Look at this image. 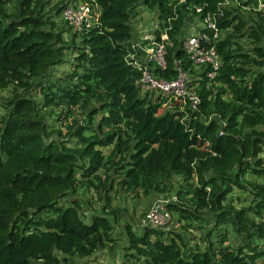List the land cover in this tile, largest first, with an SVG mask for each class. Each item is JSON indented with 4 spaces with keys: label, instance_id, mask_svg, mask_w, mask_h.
<instances>
[{
    "label": "trees",
    "instance_id": "16d2710c",
    "mask_svg": "<svg viewBox=\"0 0 264 264\" xmlns=\"http://www.w3.org/2000/svg\"><path fill=\"white\" fill-rule=\"evenodd\" d=\"M52 2L0 0V264H78L113 249L121 221L122 264H264V10L220 0ZM70 2L97 5L100 25L76 33L58 24ZM140 5L162 19L178 14L159 73L175 78L179 60L199 77L196 110L173 101L162 112L136 85L141 72L125 58ZM197 7L201 17L224 14L213 78L180 48ZM70 51L71 70L54 76ZM116 182L150 199L140 218L114 206ZM78 190L97 192L100 212L88 213ZM235 190L247 195L241 204ZM169 194L180 226H142L154 198Z\"/></svg>",
    "mask_w": 264,
    "mask_h": 264
},
{
    "label": "built area",
    "instance_id": "2783aa9c",
    "mask_svg": "<svg viewBox=\"0 0 264 264\" xmlns=\"http://www.w3.org/2000/svg\"><path fill=\"white\" fill-rule=\"evenodd\" d=\"M184 0H181V2ZM251 1H257L255 7ZM249 3V4H246ZM239 6L244 10H264V0H220L219 7ZM202 7H197L198 14H191L192 20H187L182 27L180 48L184 50L189 60L200 71L202 67H208L211 71L209 77L213 78L222 67V58L217 52V42L224 37L223 31L218 26L219 17L224 14H205L201 17ZM73 32H86L93 26L99 24L101 11L97 5L70 2L61 12L60 18ZM178 14H173L165 19L156 14L155 19L149 27L135 26L132 39L133 52L125 58L126 63L141 72V77L136 85L141 93H151L152 98L162 101L161 111L170 108L173 101L182 103L181 107L189 103L190 107L196 110L201 102L200 95L195 92L196 84L190 72L184 68L181 61L175 60L177 76L165 78L159 70L168 67V47L173 45L170 33L173 31V21ZM229 30V29H228ZM158 94L155 96V94ZM169 199L165 197L156 198L152 201L146 215L141 220L142 226H149L156 229H168L172 223V213L167 207Z\"/></svg>",
    "mask_w": 264,
    "mask_h": 264
},
{
    "label": "rangeland",
    "instance_id": "374dc122",
    "mask_svg": "<svg viewBox=\"0 0 264 264\" xmlns=\"http://www.w3.org/2000/svg\"><path fill=\"white\" fill-rule=\"evenodd\" d=\"M52 3H55L57 0H52ZM49 8V7H48ZM156 14H158L157 10H151L149 8H147L144 5H140L137 7V14L135 17V26L139 27V25L145 26V27H149L151 22L155 19ZM57 22L58 24H60L62 17L60 18V15L57 17ZM65 31H66V37L69 38L72 34L71 31L65 27ZM74 57L73 51L67 52V64L60 66V67H56L53 71L54 76H60L61 74H63L62 72H66V71H70L71 70V61ZM8 91H5L2 93L3 95H8ZM142 95H144V93H142ZM158 94L156 93L155 96H157ZM83 117V112L81 109H76V118L77 119H81ZM62 118H64V116H62ZM63 120V119H62ZM65 123H69L71 124L73 119H64ZM64 131H67V128L63 127ZM111 150V147L105 148L104 152L106 154L109 153V151ZM116 176V173H115ZM118 180V179H117ZM180 178H175L173 181V192L175 194L176 189L179 187L178 185L181 183ZM118 182L115 183V189L112 191V197H113V204L115 207L121 208L122 210H124L126 208V211L128 213V216L131 218L132 216H135L137 218H140V216H142V214L144 213V205L150 203V199L148 197H144V196H140V197H134L135 193H127L125 192L123 189L120 190L118 189ZM102 194V193H101ZM77 196H79V198L82 200V202L86 203L88 201L92 202L91 205H88V207H86V210L89 211L88 213H90L91 209L96 210L97 212H100V210L102 209V203H100V198L98 196V193L95 192L94 190L89 191V192H84L83 190H78V192L75 194ZM160 196V195H158ZM162 198L165 197L169 200L173 199V195L169 194V196H161ZM157 198V197H156ZM160 198V197H158ZM235 199H237V204H241L238 203L239 202H243L245 201V198H247V195L239 190H235L234 191V197ZM155 199V198H154ZM84 205V204H83ZM128 216L126 218H128ZM176 214L172 213V223L169 225V229H172L173 227H179L180 223L178 221V218H176ZM129 219V218H128ZM121 226H123V222L121 221L120 225L118 226V232H116L113 237L116 239V241L114 243H110V245H113L114 248L112 249L111 246L99 251V253H96L95 255H93L92 257H90L89 259H78V264H122L123 263V258H124V242H125V238L121 235ZM232 241L236 244L239 241V237L236 236L235 233L230 232L228 235Z\"/></svg>",
    "mask_w": 264,
    "mask_h": 264
},
{
    "label": "bare ground",
    "instance_id": "6f19581e",
    "mask_svg": "<svg viewBox=\"0 0 264 264\" xmlns=\"http://www.w3.org/2000/svg\"><path fill=\"white\" fill-rule=\"evenodd\" d=\"M98 25H100V24H98Z\"/></svg>",
    "mask_w": 264,
    "mask_h": 264
}]
</instances>
